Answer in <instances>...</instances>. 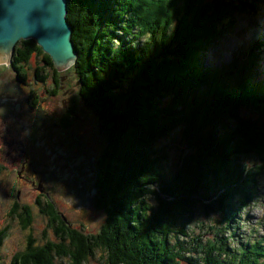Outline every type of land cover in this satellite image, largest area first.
<instances>
[{
    "label": "trees",
    "instance_id": "1",
    "mask_svg": "<svg viewBox=\"0 0 264 264\" xmlns=\"http://www.w3.org/2000/svg\"><path fill=\"white\" fill-rule=\"evenodd\" d=\"M191 1L67 0L80 94L106 140L92 199L105 220L85 236L45 204L57 242L10 264H81L96 251L105 264H264V237L237 241L233 229L264 178V85L243 79L254 49L241 66L202 63L234 12L256 13L263 0H200L195 13ZM18 47L42 55L32 40ZM173 133L184 150L168 174L156 144Z\"/></svg>",
    "mask_w": 264,
    "mask_h": 264
},
{
    "label": "flooded vegetation",
    "instance_id": "2",
    "mask_svg": "<svg viewBox=\"0 0 264 264\" xmlns=\"http://www.w3.org/2000/svg\"><path fill=\"white\" fill-rule=\"evenodd\" d=\"M37 55L17 46L11 55L0 52V162L45 196L35 201L42 213L48 204L66 221L59 201L70 196L84 204L94 197L85 191L86 178L95 179L106 140L99 110L81 96V81L75 75L77 88L67 87L46 56ZM18 208L24 210L16 202Z\"/></svg>",
    "mask_w": 264,
    "mask_h": 264
},
{
    "label": "rangeland",
    "instance_id": "3",
    "mask_svg": "<svg viewBox=\"0 0 264 264\" xmlns=\"http://www.w3.org/2000/svg\"><path fill=\"white\" fill-rule=\"evenodd\" d=\"M199 1H191L192 13L197 12ZM261 4V8L256 13L251 14L247 11L234 12L232 18L233 24H225L218 40L212 43L203 54L202 63L207 68H229L232 64L241 66L244 62L243 58L246 57V50L254 49L253 71L249 75L244 76L243 79L251 81V83L264 85V0L261 1ZM136 10L137 12L143 11L140 7H136ZM144 17H146L145 13L138 14L135 17V21H142ZM175 25L176 23L173 21V24L168 27L170 32H174L179 27ZM19 45L20 41L15 46L18 47ZM40 53L42 52L40 51ZM37 56L41 61L42 57L40 55ZM72 68L70 67L65 71L59 72L58 77L64 81L67 87L76 89L77 79L75 77V71H72ZM228 74H230L229 71ZM156 147L160 154L165 155V161L162 163V167L168 174H171L177 169L176 164L184 150V146L179 140V134L173 133L171 137L159 141ZM244 161L238 160L240 166H246L249 159ZM4 164L0 162V264H10L14 258L18 261L20 258L22 259L30 248L40 247L46 242L56 243L55 232L59 228V225L57 224L54 227L51 224V218L40 211L42 205H35L37 199H41L43 203V197L45 196L39 194L36 190L32 191L33 188L31 189L28 185L20 183L17 174H11L7 169L8 167ZM227 168L229 170L233 169L231 164ZM96 175L97 170L95 179ZM221 176L224 177L225 174ZM95 179L86 178V192L92 191L94 193L93 184ZM91 182L93 183L91 184ZM69 185L71 187V184ZM66 187L68 189L70 188L68 186ZM256 189L253 201H250L248 206L241 212L239 222L234 223V227L232 225L237 241L264 237V178L257 180ZM17 194H19V201L16 199ZM51 196H54V194ZM68 198H71V200L69 199L70 201H68L66 198L65 201H59V210L63 213L66 221L73 229L78 230V232L85 236L97 234L104 223L105 216L102 210L94 207L89 202L93 199L92 196L90 195L84 204L73 197L69 196ZM16 202L21 208H28L26 212H29L30 216H25L23 209H13ZM25 218L30 219L27 224ZM198 218L205 226L210 222L209 219L200 213ZM214 218L215 216H210L211 220ZM197 227L196 224V227H194L195 231ZM206 238L208 236L203 237V239ZM101 255L100 252L96 251L93 257L81 264H105L104 258H100ZM54 264L70 263L66 258H54Z\"/></svg>",
    "mask_w": 264,
    "mask_h": 264
},
{
    "label": "water",
    "instance_id": "4",
    "mask_svg": "<svg viewBox=\"0 0 264 264\" xmlns=\"http://www.w3.org/2000/svg\"><path fill=\"white\" fill-rule=\"evenodd\" d=\"M66 15L67 0H0V52L11 55L17 42L32 40L58 73L73 71L77 51Z\"/></svg>",
    "mask_w": 264,
    "mask_h": 264
}]
</instances>
